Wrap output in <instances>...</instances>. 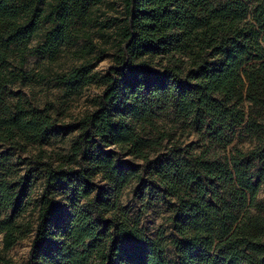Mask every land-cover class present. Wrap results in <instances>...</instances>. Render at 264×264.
I'll list each match as a JSON object with an SVG mask.
<instances>
[{
    "label": "trees",
    "instance_id": "obj_1",
    "mask_svg": "<svg viewBox=\"0 0 264 264\" xmlns=\"http://www.w3.org/2000/svg\"><path fill=\"white\" fill-rule=\"evenodd\" d=\"M119 1L0 0V145L35 150L16 163L0 155L3 250L34 233L26 264H264V0ZM38 35L46 68L29 72ZM66 53L79 64L59 71ZM47 77L69 95L103 90L62 125L55 102L4 94ZM170 113L206 126L212 144L226 148L242 129L254 147L214 158L175 137L161 120ZM59 126L73 135L69 150H47ZM130 186L135 216L121 201ZM156 201L171 236L141 225Z\"/></svg>",
    "mask_w": 264,
    "mask_h": 264
},
{
    "label": "rangeland",
    "instance_id": "obj_2",
    "mask_svg": "<svg viewBox=\"0 0 264 264\" xmlns=\"http://www.w3.org/2000/svg\"><path fill=\"white\" fill-rule=\"evenodd\" d=\"M41 39L42 36L38 35L30 44L31 50L27 55V62L25 64L26 71L40 72L46 68L45 56L36 49V46ZM95 42L99 43L100 39L96 38ZM109 48L111 49V47ZM114 52L115 51L111 49L102 57V60L96 66L97 71L105 73L108 70L109 66L113 64ZM77 64H79V61L71 54L68 55L66 53L62 55L56 67L59 71H66ZM102 90V87L93 85L85 87L79 93L69 95L65 93L64 87L51 79V77H47L44 80L17 81L14 84L7 86L4 94L8 100L24 98L32 105L38 107H44L50 101L55 102L57 108H59V118L62 120L59 125H62L71 123L86 112L93 110V99L98 97L102 93ZM262 115V118L264 119V111L262 112ZM161 120L180 142H183L184 144H195L197 150L210 147L209 154L214 158L219 156L224 159L225 156H228L231 153L234 145H238L244 150H249L254 147L251 143V138L248 135H244L242 129H238L233 136V142L227 145L226 148H223L218 144H212L206 126L199 127L194 125L190 119L179 120L173 113L166 115ZM72 140L73 135L65 134V130L59 126L54 130V135L52 136L50 143L45 145V148L51 151H68ZM30 149L31 152H21L18 150H12L6 145H0V155L10 158V162L16 163L19 157L25 159L33 155L35 150L34 148ZM28 164L29 161L17 165V167L23 172ZM259 179L260 177L256 176L255 182ZM99 183L102 187L108 186L106 182L102 180H99ZM40 191L41 183L39 181L37 185L32 188V195L34 198L38 196ZM259 199L264 204V181L261 184ZM121 201L130 209L131 215L135 216L142 206L141 196L137 194V186H130L125 189ZM169 214L170 211L167 205L163 202L156 201L150 206L141 216V225L145 228L147 235L153 237L162 229L167 236H171L173 234L172 225L167 220ZM33 238L34 233L24 240L19 241L10 250L4 251L2 236L0 235V256H4L6 260L10 261V264H26ZM0 264H4L3 261L0 260Z\"/></svg>",
    "mask_w": 264,
    "mask_h": 264
}]
</instances>
